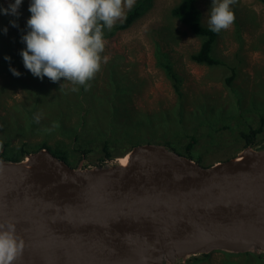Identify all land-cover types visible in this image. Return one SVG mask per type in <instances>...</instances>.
<instances>
[{
    "label": "rangeland",
    "instance_id": "obj_1",
    "mask_svg": "<svg viewBox=\"0 0 264 264\" xmlns=\"http://www.w3.org/2000/svg\"><path fill=\"white\" fill-rule=\"evenodd\" d=\"M80 1L0 0V41L12 39L17 31L13 48L27 68H48L56 62L43 58L40 41L48 39L53 44L58 40L57 33L63 30L60 19L73 26L78 47L84 52V69L70 63L62 69L61 82L68 81L66 86L73 89L63 93L55 88V94L42 104L39 117L47 116L41 123L51 125L55 114L60 116L61 132L47 142L52 153L64 151L66 163L86 168L119 161L132 146L142 143H162L187 155L186 145L193 136L196 140L188 156L209 165L235 156L245 147L241 132L257 127L259 115L264 113L263 0H196L202 23L217 29L212 55L221 62L211 66L190 58L199 48L200 38L170 14L179 0H152L150 8L129 27L108 37L90 33L94 22ZM134 1L120 0L108 7L107 25L121 21ZM20 7L23 9L18 11ZM41 11L48 14L45 22L56 21L58 26L53 29L41 22ZM18 34L36 44L24 49L27 44L20 42ZM156 46L166 54L160 62ZM165 61L178 76L177 92L160 65ZM232 67L236 76L228 87L224 78ZM25 95L22 85L14 86L10 76L0 72V116L14 113V105ZM71 99L79 100L80 106L72 107L79 115L71 116L65 110ZM72 124H76L73 133ZM74 135L79 136L76 141ZM115 135L119 140L111 145L107 158L101 140L107 138L111 143ZM41 140V136L31 139ZM256 143L253 148L264 147V125ZM84 148L89 151L82 152ZM224 253L233 258L243 255L214 250L173 264H187L200 255H209L200 264H223Z\"/></svg>",
    "mask_w": 264,
    "mask_h": 264
},
{
    "label": "water",
    "instance_id": "obj_2",
    "mask_svg": "<svg viewBox=\"0 0 264 264\" xmlns=\"http://www.w3.org/2000/svg\"><path fill=\"white\" fill-rule=\"evenodd\" d=\"M201 165L162 143L71 166L47 148L0 157V264H173L264 253V147Z\"/></svg>",
    "mask_w": 264,
    "mask_h": 264
},
{
    "label": "trees",
    "instance_id": "obj_3",
    "mask_svg": "<svg viewBox=\"0 0 264 264\" xmlns=\"http://www.w3.org/2000/svg\"><path fill=\"white\" fill-rule=\"evenodd\" d=\"M118 1L120 0L80 1L88 16L93 19V30H89L92 35L102 34L108 37L113 35L117 30L129 27L138 17L144 14L152 4V0H135L126 10L121 21L114 23L112 26H108L106 10ZM49 6L54 9L52 3H49ZM22 9L23 7H20L18 11ZM40 14L41 18L39 17V20L45 22L48 14L44 11H41ZM170 14L180 23L187 26L192 34L200 38L199 48L190 55V58L194 62L209 66L221 62L212 55L217 29L202 23L201 11L196 5V0H179V2L170 9ZM60 21L63 30L58 31V40H55L53 44L49 42L48 39L40 41V45H42L41 47L44 50L43 58L56 60L51 67L46 68V66L34 65L30 68L26 67L27 64L23 63L20 52L13 48V42H16L15 36L17 31H14L12 39L7 37L5 40L0 41V72L7 73V75L10 76L11 84H14V86L22 85L26 91L24 98L14 105V113L7 112L0 116V157L3 159L18 161L22 159L24 155L36 151L39 148L49 149L50 147L47 143L48 139L54 138L58 135L57 133L61 132L59 123L60 116L58 114H55L56 116L53 118V123L51 125H48L44 121L41 123L40 120H42V117L47 116L46 113H43L42 117H39L41 115L42 104L48 102L49 98L55 94V88L63 93L73 89L72 86H66L69 85L68 81L65 83L61 82L65 75L62 73V69L69 63L76 65V68L83 67L84 69L85 63L83 61H85V56L83 50L78 47L76 32L73 26L68 22L62 23V19H60ZM33 23L36 24V22ZM44 24L53 29L58 26L56 21H53L50 25L48 22ZM19 40L21 43L27 44L24 49L36 44L35 40H30L21 35H19ZM155 52L156 59L159 62L162 58L166 57L165 52H160L159 46H156ZM160 65L165 69L168 77L172 81L174 90L177 92L179 90V79L176 73L172 71L170 63L165 61L160 63ZM230 71L232 73L224 78V83L228 85V87L236 76L234 67L230 68ZM23 76L26 77L25 82L22 80ZM109 76L113 77L112 74ZM78 78L79 73L76 72V81H78ZM77 92H80V89ZM62 95L63 94H61V96ZM73 104H75V106H80L79 100L71 99L65 110L67 113H70L71 116L79 115L80 111L74 110V108H72L74 107ZM263 125L264 113L259 115L257 127L249 129L246 133L241 132V137L244 139L245 146H255L257 144L256 135L262 131ZM75 127L76 124H72V133ZM36 136H41L42 140L40 142H32L31 139ZM74 136L76 141L79 136ZM102 140V150L108 158L110 157L109 148L113 143L119 140V137L115 135L111 143L110 139L105 138L103 141ZM195 140L193 136L189 137L185 149L187 156ZM87 151L89 150L86 148L82 150L84 153ZM55 155L66 161L64 151L61 152L56 149ZM241 254L243 255L233 258V255L224 253L225 261L223 264H264V254L262 253L245 252ZM208 257L209 255L195 256L189 259L187 264H200Z\"/></svg>",
    "mask_w": 264,
    "mask_h": 264
},
{
    "label": "bare ground",
    "instance_id": "obj_4",
    "mask_svg": "<svg viewBox=\"0 0 264 264\" xmlns=\"http://www.w3.org/2000/svg\"><path fill=\"white\" fill-rule=\"evenodd\" d=\"M214 126V125H213ZM226 132V131H225ZM127 155H123V156H121V157H119V163H121V164H124V163H126V161H127ZM241 254V253H240Z\"/></svg>",
    "mask_w": 264,
    "mask_h": 264
}]
</instances>
